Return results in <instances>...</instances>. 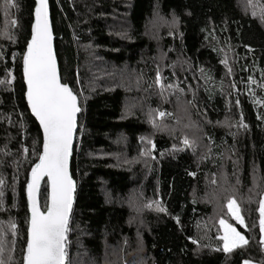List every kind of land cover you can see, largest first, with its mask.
Returning <instances> with one entry per match:
<instances>
[{
    "label": "trees",
    "instance_id": "1",
    "mask_svg": "<svg viewBox=\"0 0 264 264\" xmlns=\"http://www.w3.org/2000/svg\"><path fill=\"white\" fill-rule=\"evenodd\" d=\"M34 7L0 0V264H23L25 188L43 143L22 74ZM50 8L62 82L82 109L70 264H264V0ZM230 195L248 243L227 253L217 222Z\"/></svg>",
    "mask_w": 264,
    "mask_h": 264
},
{
    "label": "water",
    "instance_id": "2",
    "mask_svg": "<svg viewBox=\"0 0 264 264\" xmlns=\"http://www.w3.org/2000/svg\"><path fill=\"white\" fill-rule=\"evenodd\" d=\"M34 2L22 74L25 100L40 127L43 143L25 188L29 223L23 264H68V240L79 186L71 167L82 109L78 96L62 82L50 0ZM45 182L46 210L41 203Z\"/></svg>",
    "mask_w": 264,
    "mask_h": 264
},
{
    "label": "rangeland",
    "instance_id": "3",
    "mask_svg": "<svg viewBox=\"0 0 264 264\" xmlns=\"http://www.w3.org/2000/svg\"><path fill=\"white\" fill-rule=\"evenodd\" d=\"M247 5L251 6V4H249V3ZM155 25H156V23L153 22L152 25L150 26V28L151 29L154 28ZM126 74L127 73L124 72V76H126ZM133 74H134V77L139 76L135 71H133ZM157 80H158V82H160L159 78H157ZM175 106H176V104H175ZM129 107H130V105H129ZM177 109L178 108H176V110ZM176 113L179 114L178 111ZM164 114H165V112L159 111V113L156 115V117L162 118ZM149 118H151L150 120H154V117L152 118V115L147 116L148 120H149ZM187 128H189V127H187ZM195 129L200 132V129L198 127H195ZM197 131L190 134V137H192L194 139L195 143L199 141ZM192 140H190V138H189L186 141L194 143ZM236 198H237V196H235V195H230L226 198V200L224 201L225 202L224 203L225 216L221 217V219L217 222L219 230H220V237L223 241V248H224L225 252H227V253L234 250V249H237L239 247L245 246L248 243L246 237L241 232H239L235 226V225H239L242 228H245V221H244V217L242 214L241 206H240L238 200H236ZM140 202H141V199H140ZM140 202H139V204H140ZM41 203H42V201H41ZM141 206H145L144 203H142ZM257 214H258L259 230H260L261 236H262L261 237V243H262L263 249H264V195H261L260 198L258 199ZM70 237H71V228H70V236H69V240H68V247H69L70 242H71ZM68 258H69L68 264H70L71 263L70 262V259H71L70 248H68ZM243 264H256V263L252 262V261H245Z\"/></svg>",
    "mask_w": 264,
    "mask_h": 264
}]
</instances>
